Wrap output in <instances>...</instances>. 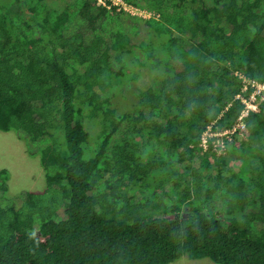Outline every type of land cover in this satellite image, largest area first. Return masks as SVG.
<instances>
[{
	"label": "trees",
	"instance_id": "1",
	"mask_svg": "<svg viewBox=\"0 0 264 264\" xmlns=\"http://www.w3.org/2000/svg\"><path fill=\"white\" fill-rule=\"evenodd\" d=\"M50 1L0 0V131L38 143L45 181L5 206L0 169V264H264V101L233 157L199 147L238 116L235 73L264 82V0H126L153 14L134 44L121 13Z\"/></svg>",
	"mask_w": 264,
	"mask_h": 264
},
{
	"label": "rangeland",
	"instance_id": "2",
	"mask_svg": "<svg viewBox=\"0 0 264 264\" xmlns=\"http://www.w3.org/2000/svg\"><path fill=\"white\" fill-rule=\"evenodd\" d=\"M50 5L54 6L56 9H59L62 6V2L59 0L50 1ZM134 8V13L131 14L129 11H119L115 13H121L123 18L118 19L115 23L119 25H124L125 31L131 35V43H136L139 39H144L146 37V30L143 26L139 25L137 28L138 37H135L132 33V29L128 28L130 26L131 21L128 19L138 18L144 19L141 16L143 15L142 10H145L140 7H135V5L127 4ZM15 11L17 9L14 8ZM114 14V13H112ZM146 20V19H144ZM108 29V28H107ZM133 57L139 59V55L135 49H132ZM136 58V59H137ZM135 59V60H136ZM139 62V60H137ZM136 71L141 75L139 77L140 83H149L151 82V77L154 75V72L150 69L149 66L137 67ZM127 89V88H126ZM125 89V90H126ZM130 92V91H129ZM128 92V93H129ZM125 91H121L119 96V101L116 103L117 107L121 110H129L131 105L134 104L135 96L131 94L125 95V100H123V96ZM134 97V98H133ZM121 105H127L123 107ZM85 126L88 130L91 137H94L97 132V126L91 125V121L89 118H85ZM39 145L38 143H30L25 138L21 137L19 133H15L13 131L3 132L0 131V169H6L9 173L8 179V191H7V200L3 203L5 206L10 205L13 202H17V196L22 194V192H41L44 189L45 181H44V172L39 164L38 157L35 153L38 151ZM231 153V152H230ZM229 156L233 157L231 154ZM227 155L226 159L229 157ZM211 207L214 211H220L223 208L221 199L217 198L216 200L211 202ZM59 218H64L63 210H59L58 212ZM169 264H213L209 259H189L186 256L179 258L178 260L169 263Z\"/></svg>",
	"mask_w": 264,
	"mask_h": 264
},
{
	"label": "built area",
	"instance_id": "3",
	"mask_svg": "<svg viewBox=\"0 0 264 264\" xmlns=\"http://www.w3.org/2000/svg\"><path fill=\"white\" fill-rule=\"evenodd\" d=\"M97 6H102L109 12L113 10L129 11L131 14L134 10L126 0H94ZM136 7V6H135ZM143 15H138L144 19L153 17V14L147 10H142ZM235 76L241 82L240 92H238L234 99L240 102L241 108L238 116L230 128L220 129L215 123L208 124L200 135L199 147L202 151L209 155L213 154L215 157H225L228 155L229 145L233 140L234 135L241 136L245 128V119L250 112L257 111V105L264 101V82H259L254 79L246 78L240 73H235ZM228 104L224 110L229 107Z\"/></svg>",
	"mask_w": 264,
	"mask_h": 264
}]
</instances>
